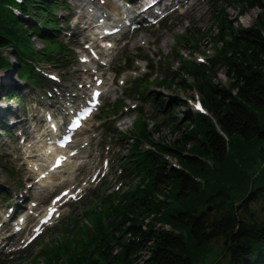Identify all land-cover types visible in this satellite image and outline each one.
Here are the masks:
<instances>
[{"label":"rangeland","instance_id":"1","mask_svg":"<svg viewBox=\"0 0 264 264\" xmlns=\"http://www.w3.org/2000/svg\"><path fill=\"white\" fill-rule=\"evenodd\" d=\"M253 1L255 0L250 3ZM16 2L21 6L26 3L25 0H16ZM260 2L263 4L262 7L250 5L248 9L241 8L238 0L231 2L230 0H198L189 7L187 4L182 5L179 10L156 25L142 28V31L134 33L128 31L119 40L111 38L115 51L104 54L100 61L106 64H100L99 60L94 58L90 63L88 60H80L90 57V53L84 48L85 42H90L89 36L81 31L83 24L79 26L75 24L81 10L79 4L83 1L57 0L58 5L51 8V17L57 30L54 31L49 27L51 31L49 37L54 41L41 40L30 31L26 37L28 39L26 47L33 48L36 53V57L26 63L31 62L41 79L34 82V79L30 82L23 81L17 74L16 66L0 67V114H2L0 115V218L14 201H18L20 207L30 206L34 201L37 203L34 212L41 214L50 197L61 188L70 190L71 200L59 208L60 211L54 217L53 224L33 242L25 244V239L33 232L37 220L36 216L30 215L28 221L31 217L33 221L28 223L25 235L19 236L11 246L3 248L0 252V257L3 258L0 264H34L36 261L39 264H60L73 259L77 249L91 243V235L87 232L91 229L92 233H98L105 225L111 209L109 200L114 203L120 202L123 192L131 188L136 180L139 181L138 178L133 179L134 171H124L122 168L127 164L123 160L130 156L129 151L132 147L125 142L124 135L131 130L137 120L138 110L149 126L165 120L166 123L160 125L161 128L153 138L166 143L178 138L181 133V129L177 132L171 130V124L181 121L180 125L183 124L182 128H184V124L192 122L195 113L212 118L207 108L197 112L192 107L193 101L201 100L199 92L194 87L184 90L179 85H158V82L169 79L170 75L174 81H177L173 70L181 64V61L206 62L207 58L216 54L221 41L231 37L219 36L221 30L217 28L216 21L222 13L226 12L224 14L234 21L235 26L247 27L256 24L264 16V0ZM28 10L29 14L23 13L22 9H15L14 12L18 18L26 19L25 21L30 25L37 21L41 29L46 32V24H50V19L42 14L34 20L31 17L33 11L30 6ZM81 13H84V10ZM91 29L86 32H92ZM56 43L64 45L66 48L64 55L59 53L61 47L59 46L58 51ZM6 54L9 55L10 63L15 64L13 55ZM141 58L148 60L146 66V61ZM87 65L103 79L101 86L105 87L104 96L101 97L102 105L76 136V138H84L82 145L84 152L72 157L70 162L52 177L50 186L45 190L35 185L29 187L26 184L29 183V179L33 181L31 177H34V174L28 170L29 166L25 163L23 151L18 148L24 144L36 148L34 152L40 153L42 143L37 140L31 143L33 134L30 128L31 124L42 125L44 122L40 117L38 108L41 106L37 101L42 98L44 101L54 100L46 92H54L56 87L59 90L62 88L66 93H82L80 87H84V84L89 82L88 72L85 70ZM124 66L129 69H124ZM215 70L213 81L222 86L229 85L231 78L226 73V67L219 64ZM80 75L82 76L79 78ZM184 77L188 82L192 80ZM167 82L169 83L170 80ZM146 87L150 91L149 95L138 96L139 89ZM7 90L12 92L11 96H5ZM63 96L65 95L55 93V98L60 101ZM160 98L165 101L164 108L157 103ZM175 98L184 103L174 105L177 103ZM170 101L174 103L170 104ZM106 105L109 107L107 108ZM11 109L22 115L23 117L20 118L23 121L11 124L10 122L15 120L14 117H10ZM103 109L106 113L102 115L100 110ZM167 112L173 114V117L167 118ZM30 115L36 117L27 119ZM57 115L59 116V113ZM57 119L59 120L60 117ZM211 120L217 128L214 119ZM263 122L264 116H261L260 123ZM19 126L22 127L23 132H20ZM150 148H153V145L149 141H144L140 143L138 150ZM182 153L186 154L187 151L183 150ZM41 157L37 155L33 158ZM260 158L257 155L254 158L256 166L261 161ZM166 160L175 167L180 166L173 156L167 155ZM38 161L46 165V162ZM243 161L247 163L246 158ZM263 166L264 159L251 179ZM27 174H30L28 178H26ZM106 194L110 199L105 197ZM252 208L255 214L260 216L264 209V198L259 199ZM15 216L16 212L12 214V219H8L10 232L11 223L16 220ZM164 227L169 226L165 224ZM222 242V239L209 242L204 260L193 264H214L216 261L224 264L227 257L223 258L221 254L217 256L218 246ZM42 245L44 252L41 255ZM54 248L57 249L56 261L51 258L50 253ZM8 252L12 253L9 258L6 257ZM140 253L146 255L144 250Z\"/></svg>","mask_w":264,"mask_h":264},{"label":"trees","instance_id":"2","mask_svg":"<svg viewBox=\"0 0 264 264\" xmlns=\"http://www.w3.org/2000/svg\"><path fill=\"white\" fill-rule=\"evenodd\" d=\"M25 1L21 6L16 0H0V67L16 66L21 80L34 82L41 76L26 63L36 57L33 48L26 47V37L30 31L41 40L54 41L49 37V27L57 30L51 8L58 3ZM238 1L244 9L263 6L260 0ZM12 6L28 14L30 6L34 20L45 14L50 19L46 32L37 21L30 25L26 19L18 18ZM224 13L216 21L219 36L231 37L221 41L209 64L183 59L173 70L177 81L170 75L169 83L158 82L179 85L184 90L194 87L218 129L212 118L195 113L184 128L181 121L171 124V130L181 129L178 138L161 142L153 137L165 120L149 126L139 110L137 120L124 135L132 147L122 167L124 171H134L133 179L139 181L123 192L118 203L106 194L111 209L105 225L98 233L89 229L91 243L60 264H193L204 260L208 243L215 239L223 240L217 256L227 257L224 264H264V209L259 216L252 208L264 198V166L251 179L264 159V122L260 123L264 116V16L256 24L243 27L235 26ZM57 45L64 55L62 44ZM6 53L13 55L15 64L10 63ZM219 64L226 67L231 78L227 86L213 81ZM184 76L192 80L188 82ZM149 93L147 87L140 88L138 95ZM6 95L12 92L7 90ZM175 101L174 105L184 103L178 98ZM157 103L164 108V100L160 98ZM169 117L173 114L167 112ZM144 141L153 148L139 151ZM183 150L187 153L183 154ZM167 155L176 158L180 166L169 163ZM256 155L261 157L257 166ZM43 248L42 245L41 255ZM142 250L146 255L140 253ZM50 253L56 261L57 249Z\"/></svg>","mask_w":264,"mask_h":264},{"label":"bare ground","instance_id":"3","mask_svg":"<svg viewBox=\"0 0 264 264\" xmlns=\"http://www.w3.org/2000/svg\"><path fill=\"white\" fill-rule=\"evenodd\" d=\"M105 2H106L105 4L102 2L101 4H99L98 6H95V8H93L90 6V1L87 0L86 5L88 4L89 6L86 7L85 10H87V15H88L87 19L88 20L84 21V19H86L85 16H87V15L79 14L78 18L75 21V24L77 26H79L83 23L82 30H81V31H83V33L87 30V28L91 27V24L103 23L106 26L105 30L114 28L118 24V22H109V21L110 20L119 21L121 19V17L123 16V14L125 13L124 9L119 4L113 5L108 0H105ZM109 8L110 9H113V8L117 9V11L114 13H110ZM104 15L106 16V19L103 22H101L103 20L102 16H104ZM93 28H94V25H93ZM90 39L93 41L92 43H94L98 38H90ZM105 44H108V43H105ZM106 49L108 50V51L106 50L107 53H112L115 51V48H113V47L112 48L107 47ZM85 70L88 72L87 73L88 78L89 77L90 78L96 77L95 72L93 70H91L88 65L85 68ZM81 76L82 75H80L79 78ZM53 91L56 92L58 95H60V94L65 95L66 99H72L75 97L74 94H67L66 92L59 90V89H54ZM43 102H44V98L38 99V101H37V103L40 106H42ZM11 111H12V113H10V117H14V119H15L12 122H10L11 124L17 123L18 121H23V119L20 118V117H23L22 115L15 113L14 110H12V109H11ZM38 111H39L40 117H42L44 119V121H46V116H48L49 113L47 111H44L42 109V107L38 108ZM0 115H2V114H0ZM44 125L45 124H42V126H44ZM22 126H23V124H22ZM37 136H38V134H37ZM83 143H84V138L78 137L73 141L74 145L72 147H73V149H76V152L82 153V152H84V149L82 148ZM20 146H22V148ZM20 146L18 149H22L24 156L26 157V163L29 166L28 170H30L34 174L33 181L30 182V180H28L29 183H27L26 185L31 187L35 183H37L40 187L41 186H48V182L51 179V177L53 176V174H48V172H44V170H43L44 168L41 167L43 164L38 162V160H40L42 158L44 161H47L52 156V154L48 152V147L46 146V143H45V145H43L41 147L40 153H38L37 151L34 152V150H36V148H34V147L30 148V146H25L24 144H21ZM49 146H51V145H49ZM37 155H41L42 157L38 158V159H33V157H35ZM29 176H30V174H27L26 178H28ZM16 202L17 201H14L10 206V210H5L3 217L0 218V236L2 235L3 230L9 229V227L7 225V220L13 214V212L17 209V203ZM54 205L55 204H52L51 206L46 207L44 209L45 214H43L41 216V218L45 217L48 213H50L54 209ZM40 219L38 220V222L40 221ZM21 220H22V218H19L18 224L20 223ZM11 234H14V233H11ZM16 234H17V236L21 235V231H18ZM15 239H16V237L10 239L8 242L3 243L0 246V249L5 248L10 242H12Z\"/></svg>","mask_w":264,"mask_h":264},{"label":"snow or ice","instance_id":"4","mask_svg":"<svg viewBox=\"0 0 264 264\" xmlns=\"http://www.w3.org/2000/svg\"><path fill=\"white\" fill-rule=\"evenodd\" d=\"M196 107H197V108H200V105H199V103H197V104H196ZM48 219H49V218H45V220H44V221H42L41 223H47V222H48ZM35 231H36L37 233H39L40 229H39V228H37Z\"/></svg>","mask_w":264,"mask_h":264}]
</instances>
